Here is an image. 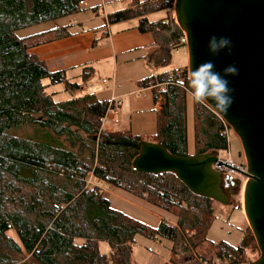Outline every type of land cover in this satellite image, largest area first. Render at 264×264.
I'll use <instances>...</instances> for the list:
<instances>
[{
	"label": "trees",
	"instance_id": "trees-1",
	"mask_svg": "<svg viewBox=\"0 0 264 264\" xmlns=\"http://www.w3.org/2000/svg\"><path fill=\"white\" fill-rule=\"evenodd\" d=\"M80 1L0 0V264H126L136 237L174 244L179 236L182 248L184 242L195 247L192 239L207 242L211 208L203 211L194 199L203 206L210 200L190 194L172 174L133 171L136 152L115 144L142 140L99 130L108 110L106 102L88 95L58 102L54 94L46 93L59 85L71 93L78 86L69 84L66 71L49 73L30 50L73 35L72 25H55L26 36L18 33L70 18L79 12ZM133 2L132 9L108 16L107 24L136 19L139 33H151L156 41L164 35L153 65L166 66L181 31L172 29L166 18L149 21L147 16L167 13L172 1ZM177 71L151 79L152 101L160 98L163 104L156 112L155 134L146 142L185 157V91L177 78L188 88L185 69L178 71L179 76ZM24 127L31 133L16 134ZM224 128L204 104H193L194 155L226 151ZM222 184L227 197L237 193L236 183L223 178ZM99 186L120 189L175 215L176 226L160 223L150 229L111 210ZM234 204L240 210L239 200ZM188 231L193 233L186 242L183 234ZM98 243L108 246L106 256L98 253ZM239 247L236 254L224 247L222 257L230 261L242 252L244 243Z\"/></svg>",
	"mask_w": 264,
	"mask_h": 264
},
{
	"label": "water",
	"instance_id": "water-1",
	"mask_svg": "<svg viewBox=\"0 0 264 264\" xmlns=\"http://www.w3.org/2000/svg\"><path fill=\"white\" fill-rule=\"evenodd\" d=\"M172 7L170 25L186 39L188 79L206 61H212L221 76L229 65L238 69V75L225 77L233 99L227 113L205 105L239 141L245 172L218 162L217 152L179 157L146 141L122 140L115 145L136 152L133 171L172 174L193 196L221 206H228L229 200L222 189V172L212 165L243 172L242 215L259 251L258 258L247 264H264V0H173ZM212 36L227 37L231 49L212 55L208 48Z\"/></svg>",
	"mask_w": 264,
	"mask_h": 264
},
{
	"label": "crops",
	"instance_id": "crops-1",
	"mask_svg": "<svg viewBox=\"0 0 264 264\" xmlns=\"http://www.w3.org/2000/svg\"><path fill=\"white\" fill-rule=\"evenodd\" d=\"M130 4V0H83L82 5H78L81 19L74 23H50L49 29L55 25L73 23L71 30L74 34L33 48L30 54L42 62L49 73L66 71L69 82L78 86L75 98L88 95L98 102H106L107 107L111 99L118 101V106L113 111L107 110L101 119L102 132L148 141L155 134L156 112L163 104L160 98L155 103L152 101V89L155 87L150 85L151 79L169 71H186L187 53L186 49L177 47L175 52L179 49L184 51L183 58L177 62L178 66L172 61L173 51L166 66H154L153 59L158 55V47L164 35L160 39L157 37L160 41H156L151 33H139L136 19L112 25L106 22L108 16L130 9ZM157 14L148 15L149 21L160 19H157ZM178 71L176 74L179 76ZM83 74L87 75L85 80L81 78ZM92 76L96 80H90ZM79 78L81 83H78ZM179 81L181 79L177 78L176 82ZM183 94V150L187 156H194L193 103L188 97V90ZM66 98L69 99V96ZM102 190L109 208L115 212L120 213L121 210L113 205L121 203L133 208L137 216H142L141 221H152L153 229L160 223L176 226L175 216L138 197L108 186H103Z\"/></svg>",
	"mask_w": 264,
	"mask_h": 264
},
{
	"label": "rangeland",
	"instance_id": "rangeland-1",
	"mask_svg": "<svg viewBox=\"0 0 264 264\" xmlns=\"http://www.w3.org/2000/svg\"><path fill=\"white\" fill-rule=\"evenodd\" d=\"M171 1L173 6V0ZM132 3L135 4L133 0ZM133 4H131V7ZM164 16H165L164 12H160L159 14L156 15L157 19L158 18L164 19L163 18ZM80 17H81V11L72 15L68 19L60 20L57 23L58 24H64L66 22L74 23L75 20L81 19ZM166 20L167 23L171 22V20L174 21L173 7H171V9L167 11ZM73 23L72 26H74ZM49 27H51L50 23H44L42 25H37L29 29L22 30L18 33V35L19 36L31 35L35 32H38L39 30L42 31L47 30L49 29ZM183 52H184L183 49H179L177 52L173 51L172 61H174L175 64H177V62H179L181 58H183ZM176 66H178V64ZM81 78H79L78 83H81ZM94 78L96 80V77L93 76L90 78V80ZM69 84H72V82H69ZM65 88L59 85L47 89L46 93L54 94L53 95L54 101L68 100L66 98L68 96L69 99H73L76 97L77 95L76 90L71 91V93L69 92L67 93L64 90ZM69 90L70 89H68V91ZM204 106L209 111H211L205 104ZM218 121L227 127V125L219 118ZM99 130H100V126H99ZM23 133L30 134L31 128L24 127L22 130L17 131L16 134H23ZM227 143H228L227 151L217 152L218 154L217 158H221V159L230 158L234 163L237 164L241 163L243 166H245V161L239 141L233 135V133L230 131L228 127H227ZM223 178L228 179L229 182H232L233 184H235L237 181L239 182V185L235 184V187L237 188V193L233 196L229 195L228 197L229 198L228 200L231 204H229L228 206H221L215 202L210 201L208 202V204H206V206H203V202H200L198 199L196 200L194 199V202L198 203V207H200L201 209L203 207L202 209L203 211H206L208 208L209 209L211 208L212 219L205 233V240L207 242L205 241L195 242L194 239H192L191 241L194 242L195 244L194 247L190 242H187L189 240L187 238L188 235H192L193 233L191 231H188L186 234H183V236H185V241L187 242L185 243L183 241L185 244L184 248H182L181 242L179 241L177 242L179 236L176 237L177 239L175 240L174 244H170L169 242H166L165 240L159 239L157 237L153 240H147L141 237H136L133 240V243L130 244V253L127 256L126 264H247L255 261L259 256V251L256 247L253 236L246 225L241 209V200H242L241 196L244 186L243 183L244 180L242 177L234 176V175H226V174H223ZM223 185L225 184H222V189L225 190ZM237 200H239L240 210L235 209L234 202H236ZM113 206H117L118 209L121 210L119 211L120 214H122L123 216L135 222H138L141 225H144L150 229H153L151 225L152 221L148 222L149 219L147 220L146 223L141 221L142 216H137L136 214H134L133 208L124 206L121 203H116V205ZM230 207H232V209H230ZM244 235H245L244 237L245 243L242 252L238 253L236 256L234 255L233 258L229 259L230 261L226 260L224 257L215 256L214 250H216V248L219 247L217 244L221 243L229 246L230 248H235L238 246V244H240ZM97 250L100 255H107L108 246L104 243H98Z\"/></svg>",
	"mask_w": 264,
	"mask_h": 264
},
{
	"label": "clouds",
	"instance_id": "clouds-1",
	"mask_svg": "<svg viewBox=\"0 0 264 264\" xmlns=\"http://www.w3.org/2000/svg\"><path fill=\"white\" fill-rule=\"evenodd\" d=\"M208 48L212 55H216L224 49L230 50L231 41L227 37L212 36ZM214 69V63L206 61L190 73L187 81L188 97L193 104H207L218 113H227L233 99L230 95L232 89L229 88V81L225 77L238 75V69L235 65H229L224 69V76ZM178 83L185 87L183 80Z\"/></svg>",
	"mask_w": 264,
	"mask_h": 264
},
{
	"label": "built area",
	"instance_id": "built-area-1",
	"mask_svg": "<svg viewBox=\"0 0 264 264\" xmlns=\"http://www.w3.org/2000/svg\"><path fill=\"white\" fill-rule=\"evenodd\" d=\"M83 3V0L80 1L78 3V5H82ZM186 39H185V36L184 34L181 32V37L179 38L178 40V43H177V47H182V48H186ZM186 80H187V72H186ZM103 83L105 81H102ZM182 90L186 91V87H181ZM118 101H116L115 99H111L110 102L108 103V110L110 111H113V108L118 106ZM224 125V124H223ZM224 129H225V136H226V139H227V127L224 125ZM217 161L220 162L221 164H224V165H227L229 167H232V168H235L237 170H240V171H243L245 172V166H243L241 163L240 164H237V163H234L230 158H225V159H221V158H217ZM212 168H216L218 170H220L223 174H226V175H234V176H239V177H242L243 178V183L246 182V179L243 177V172H239V171H236V170H233V169H229V168H226V167H222V166H216V164L212 165ZM87 184H90L92 185L90 182H87ZM97 185V183L94 184V186ZM100 187V186H99ZM101 188V187H100ZM101 191H103L102 189H100Z\"/></svg>",
	"mask_w": 264,
	"mask_h": 264
},
{
	"label": "flooded vegetation",
	"instance_id": "flooded-vegetation-1",
	"mask_svg": "<svg viewBox=\"0 0 264 264\" xmlns=\"http://www.w3.org/2000/svg\"><path fill=\"white\" fill-rule=\"evenodd\" d=\"M229 204H231L230 202H229ZM230 208H232V207H230ZM244 237H245V235L243 236V238H242V240H241V242H240V244H242V243H245L244 242ZM240 244H238V246L237 247H235V248H230L229 246H227V245H225V244H217L219 247L218 248H216V250H214V253H215V256H217V257H222V256H224V247H226V249L227 250H229V252H232L233 254H236V253H234V252H237L238 251V249L239 248H241V247H239L240 246ZM237 248V249H236ZM232 258V257H231Z\"/></svg>",
	"mask_w": 264,
	"mask_h": 264
}]
</instances>
